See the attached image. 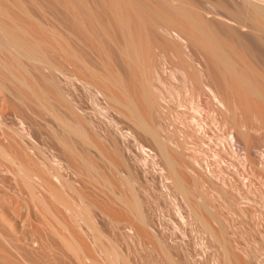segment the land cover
Returning <instances> with one entry per match:
<instances>
[{
	"label": "bare ground",
	"instance_id": "obj_1",
	"mask_svg": "<svg viewBox=\"0 0 264 264\" xmlns=\"http://www.w3.org/2000/svg\"><path fill=\"white\" fill-rule=\"evenodd\" d=\"M82 2L85 5L84 1ZM213 2L214 16L224 15L241 27L252 28L257 34H247L233 26H223L222 23L218 26L214 20L208 18L207 14L212 11L204 7L206 5H194L192 0L107 1L113 20L109 23L115 26L113 27L116 30H113L117 31L115 34L119 37L115 44L116 51L129 70L126 78L122 72V76L118 73L121 70L116 72L112 68L111 58L112 67L109 74L92 68L91 62L90 67L86 64L88 59L84 63L74 52L80 53V48H74L72 51L64 45L65 43H61L57 34H54L55 30H46L48 25L44 27V23L41 21V24L40 20L35 19L32 12H27L29 6L23 5L27 8H21L23 16L32 27V34L20 24L22 20L18 23L16 16L10 14L13 11L8 12L1 7L2 4L0 5V53L5 55V58L0 57V92L1 89L8 90L10 109L20 111L30 124L35 121L42 123V128L52 138V147L56 149L51 152L47 150L52 154V157L49 156L51 160L46 155L56 166L54 168L41 160L39 149L42 144L37 138L36 140L31 137L32 134L30 137L28 134L29 143L25 140L22 143L13 134L1 133L4 134L6 142H0V160L8 162L6 167L16 180L11 190L29 198L24 200L27 202L28 213L26 216L22 215V218L14 215L16 211L12 214L0 208V264H254L255 256L253 260L249 256H240L242 252L239 250L240 254L232 251L233 245L243 244L236 241L237 239L234 244L231 243L229 237L232 234L229 233L228 237L227 226L229 223L233 227L237 224L235 219L228 221L230 219L221 211L226 208L224 205L227 202L239 206L243 214L254 205L251 194L253 189H259V185H248L244 181L246 175L261 182L260 191L262 190L263 194L260 193V196L264 198V0ZM209 3L208 5H211ZM16 7L19 9L20 6ZM88 9L95 10V7ZM83 11L85 13V10ZM48 12L46 14L55 17ZM93 12L95 14V11ZM95 20L100 21L102 18ZM92 21L95 23L94 19ZM84 22L86 24V21H82L81 25ZM102 25L100 23V26ZM86 27L89 31L88 25ZM106 28L105 24V30ZM108 37L113 40L112 35ZM48 42L53 51L64 54L70 66L72 64L79 73L86 74L88 81L81 79V74L72 79H77L76 82L81 86L85 84L89 88L96 87L98 93L111 106V120L100 117L96 120L98 125L93 121L88 114L89 109L84 108L80 100L81 86H74V80L66 77L68 73L64 72L62 66L50 60L51 54H48V51L51 50L48 49ZM158 45L171 50L175 57L173 61L169 54L171 61H166L165 66L162 64L164 67L162 70L159 68V73L158 67L155 66ZM108 48L110 55L112 51ZM89 50L93 52V49ZM114 62L115 59L113 64ZM155 67L162 87L171 82L170 78L179 76L189 84L192 96L193 91H198L197 102L195 107L193 106L198 114L192 115L193 118L196 117V123L192 127L187 125L188 113H172L173 110H170L171 100L169 101L167 94L172 93L173 97V90L166 94L161 91L164 88L159 89L158 85L154 87ZM174 72L179 75L175 76ZM62 77L73 81V87L67 90L68 93L64 89L65 86L63 88L60 84V81L63 82ZM183 84L186 87L185 83ZM7 86L10 88L7 89ZM157 88L160 93L154 90ZM92 89L88 91L90 95ZM188 89L187 92L191 93ZM2 94L1 98H4ZM181 94L177 90L174 95L181 102L180 106L185 104L180 99ZM51 97L59 106H55ZM202 97L211 102L210 114L208 113L211 125L223 128L228 138L224 143L222 141L220 149L214 150L217 155L213 163L215 168L207 161L208 156L205 157L206 162H200L198 157L200 150L197 147L201 141L203 143L207 129L206 121L205 124L201 121L207 114ZM184 98L183 96V100ZM193 98L195 100L194 96ZM1 100L6 106V98ZM155 114L158 120L154 118ZM2 119L0 114V124H6ZM21 120L19 118V121ZM153 120H157V123H153ZM170 120L179 125L176 130L177 137L171 130L173 124L170 126ZM9 122L8 127L11 126ZM22 124L26 123L22 120ZM125 124L129 127L124 128ZM27 127L26 125V129ZM191 128L202 135L195 136ZM24 133L23 131L18 135L21 137ZM25 136L27 138V135ZM138 137L148 143L151 151L144 148V143L140 145ZM189 139H194L198 146L191 147ZM228 155L235 156L239 161L238 166L231 164L230 168L233 169L236 179L224 169L225 163L228 162L225 157ZM64 163L66 174L62 169ZM156 178L158 184L154 182ZM149 179L153 181L152 189L147 185ZM238 181L244 187L241 188ZM159 193L168 196L173 194V199H168L173 201L177 220L181 224L186 223L185 226L187 222H191L190 225L197 224L206 236V239L199 243H207V246L213 244L221 248L222 257H217L219 259L213 263L207 262L203 256L194 254L189 243V246L186 245V238L189 236H183V240L177 238L179 234L176 237L175 233H168L167 225L163 224L161 215H158ZM159 204L161 206L162 203ZM172 216L170 220L173 219ZM111 226H114L112 231ZM175 226L172 224V228ZM176 229L177 227L175 232ZM195 231L196 226L194 234ZM201 234L198 235L200 239ZM118 237L123 240V245L116 242ZM243 254L247 255L245 251ZM248 255L251 256L250 253Z\"/></svg>",
	"mask_w": 264,
	"mask_h": 264
},
{
	"label": "rangeland",
	"instance_id": "obj_2",
	"mask_svg": "<svg viewBox=\"0 0 264 264\" xmlns=\"http://www.w3.org/2000/svg\"><path fill=\"white\" fill-rule=\"evenodd\" d=\"M2 1H4V2H2ZM13 1V2H12ZM18 1V2H17ZM0 0V5H1V7L2 8H5V10H7L8 12L9 11H13V12H10V14H12L13 15V17H15L16 16V19L17 20H19L18 21V23H20V20H22L21 22L22 23H20V24H23V26L24 27H26V28H28L29 29V33H31L32 34V32H33V30H31L32 29V27H31V25H30V23H29V21L27 22V18H25L24 16H23V14H22V8L24 9V8H27L28 6V8L26 9L27 10V12H32V16L33 15H35V16H33L35 19L37 18V20H40L39 22L42 24V22L45 24L46 23V25H44V24H42L44 27L45 26H47V27H45V29L46 30H48V31H50L51 30V32H55L54 34L57 36V39L58 40H60V42L61 43H65L64 45L65 46H68V48L69 49H71L72 51H74V48L76 49H78V47L80 48V49H78V52H80V53H82L81 55H83V56H81L80 55V53H77V51H74V52H76V54L77 55H79V57L80 58H82V61L84 62V63H86V60H87V63L86 64H88V65H90L89 64V62H91V64L93 65L92 66V68H94V69H97L98 68V70L97 71H99V72H101V73H103V74H105V73H107V74H109V73H111V70H109V69H111V67L116 71V72H118L119 70H121V71H119L118 73H120V75L122 76V74H121V72L123 73V76L126 78L127 77V75H128V68H127V66L124 64V62L122 61V59H121V57H120V55H119V53H118V51H116L117 50V46L115 45V44H117V39H119V37H118V35L116 36V34H117V31H115L116 32V34H115V32H114V30L113 29H115L116 30V28H114L113 26H111V23H109L110 21L112 22L113 20H112V18H111V11L109 10V7H107V5H108V3H107V1H109V0H96V1H94V0H78V2H77V0H59L60 2H61V4H59V1L58 0H36V1H34V0H23L24 2L22 3V1L21 0ZM28 1V2H27ZM63 1V2H62ZM66 1V2H65ZM71 2V3H68V2ZM75 1V2H74ZM80 1H81V3H80ZM82 1H84V3H85V5L83 4V2ZM92 1V2H91ZM97 1H99V3L97 2ZM193 2H194V5H196L197 6V4L198 5H206V6H204V7H206L207 9H209V10H211L212 12H210L211 14H207L208 15V18L210 19L211 18V20H214L215 22H216V24L219 26V25H222L223 24V26H228V27H231L232 28V26H233V28H236V29H239V30H241L242 32H244V33H247V34H251V35H256L257 34V32H255V30H253L252 28H247L246 26V28H244V27H241V25L240 24H238L237 22L236 23H234L235 21L234 20H232V19H230V18H228V17H226V16H224V15H222V17H220V15L218 16L217 14H215V16H214V13H213V10H214V2L213 1H215L216 2V0H209V1H206V0H192ZM12 2V3H11ZM37 2V3H36ZM89 2H91V3H89ZM95 2H96V4H95ZM102 2H104V3H102ZM208 2H210L209 4H211V5H208ZM14 3L15 4H18V5H14ZM65 4V5H64ZM67 4H69V5H67ZM77 4V5H76ZM81 4V5H80ZM90 4H92L91 6H90ZM98 4H99V6L101 5H103L102 7H99L98 6ZM7 5V6H6ZM26 5L27 7H24V6ZM83 5V6H82ZM4 6V7H3ZM9 6V7H8ZM16 6H20L19 7V9L21 10H19ZM64 6V7H63ZM67 6H69L68 8H67ZM74 6V7H73ZM84 6L85 7H87L86 9L84 8ZM95 7V10H92V9H88V8H92V7ZM209 6V7H208ZM213 6V7H212ZM22 7V8H21ZM41 7V8H40ZM47 7H48V9H47ZM57 9H55V8ZM97 7V8H96ZM107 7V8H106ZM6 8H8V9H6ZM50 8V9H49ZM76 8V9H75ZM77 8H79V9H81L80 11H82V12H80L79 11V9H77ZM100 8H102V9H100ZM12 9V10H11ZM60 9V10H59ZM69 9V10H68ZM74 9V10H73ZM99 9V10H98ZM44 10V11H43ZM83 10H85V13H84V11ZM95 11V14H97L96 16H98L97 18H96V16H95V14H94V12L92 13V11ZM104 11V12H102V11ZM106 10H107V12H106ZM16 11H18V12H16ZM49 11V12H48ZM60 11V12H59ZM71 11V12H70ZM75 11H77V12H75ZM49 13L50 15L52 14V16H55V17H53L54 18V20H53V18L51 17V16H49L48 14H46V13ZM76 13V15H75V13ZM54 13H56V14H54ZM64 15H63V14ZM81 13L83 14V15H81ZM99 13V14H98ZM107 13L110 15V17H109V15H107ZM17 14V15H16ZM73 14V15H72ZM84 14H85V16H84ZM90 14V15H89ZM91 14H93V15H91ZM101 14V15H100ZM105 15H106V17H105ZM212 15V16H211ZM20 16V17H19ZM57 16H58V18H57ZM76 18H75V17ZM82 16H84V18H82ZM94 16V17H93ZM210 16V17H209ZM214 16V17H213ZM219 18H218V17ZM23 17V18H22ZM62 17V18H61ZM64 17V18H63ZM80 18V20L78 19V18ZM105 17V18H104ZM224 17L226 18V19H224ZM40 18V19H39ZM49 18V19H48ZM55 18H56V20L57 21H59V23L55 20ZM71 18V19H70ZM94 19V21H95V23L92 21V20H89V19ZM102 18V20H100ZM222 20H221V19ZM51 19V20H50ZM58 19H60V20H58ZM84 19H86V20H84ZM87 19L89 20V21H87ZM95 19H99L100 21H97V20H95ZM105 19V20H104ZM110 19V20H109ZM228 19V20H227ZM49 20H50V22H49ZM79 20V21H78ZM219 20V21H218ZM225 20H227V21H225ZM230 20V21H229ZM42 21V22H41ZM60 21H61V23H60ZM71 23H70V22ZM82 21H86V24H85V22L84 23H82V25H81V22ZM49 22V23H48ZM73 22V23H72ZM88 22H90L91 24H89ZM103 22V23H102ZM231 22H233V23H231ZM63 23V24H62ZM88 23V24H87ZM100 23H101V25L103 24L104 25V27H103V25L102 26H100ZM219 23V24H218ZM222 23V24H221ZM25 24H27V25H25ZM75 24V25H74ZM105 24H106V30H105ZM113 24V23H112ZM234 24V25H233ZM238 24V25H237ZM30 25V26H29ZM50 25V26H49ZM88 25V27H89V31H88V28L86 27ZM94 25H96V26H94ZM110 25V26H109ZM53 26H55V28H53ZM81 26V27H80ZM235 26V27H234ZM240 26V27H239ZM29 27H31V28H29ZM49 27V29H47ZM50 27H52V28H50ZM98 27V28H97ZM109 27V28H108ZM74 28V29H73ZM79 28H80V30L82 31H80L79 30ZM84 28H86V29H84ZM27 29V30H28ZM72 29V30H71ZM245 31H244V30ZM53 30V31H52ZM55 30V31H54ZM91 30V31H90ZM96 30V31H95ZM104 30H105V33H104ZM108 30V31H107ZM59 31H60V33H59ZM70 31V32H69ZM78 31V32H77ZM106 31H107V33H106ZM60 34L59 36H58V33ZM89 32H92V33H89ZM98 34H97V33ZM63 33V34H62ZM74 33H75V35H74ZM112 35V37H113V40L111 41V37H108V36H111L110 34ZM113 33V34H112ZM93 34V35H92ZM107 34H109V35H107ZM62 35H64V37H65V40H67V42L68 43H70L69 45H68V43L64 40V37L62 36ZM82 35V36H81ZM103 35V36H102ZM75 36V37H74ZM94 36H96L97 37V39H95V37ZM80 37V38H79ZM85 37H87V38H85ZM103 37V40H101V38ZM118 37V38H117ZM68 38V39H67ZM115 38V39H114ZM77 39H79V40H77ZM80 39H82V40H80ZM62 40V41H61ZM68 40H70V41H68ZM98 40V41H97ZM83 41V42H82ZM88 41V42H87ZM91 41V42H90ZM95 42V43H94ZM99 42V43H98ZM101 42H102V44H101ZM110 42V43H109ZM115 42V43H114ZM49 43V42H48ZM72 43L74 44V45H72ZM78 43V44H77ZM86 43V44H85ZM107 43H108V45H107ZM114 43V44H113ZM90 44V45H89ZM104 44V45H103ZM105 44H106V47H105ZM109 44H110V46H109ZM51 44L49 43V45H48V49L49 50H51V51H48V54H51L52 56H54V57H52L51 55H49V57L51 58L50 60H52L53 62H55L57 65H59V66H62L61 68H63V70H64V72L67 74V78H70V79H72V78H74V76L75 75H78L79 76V74H81L79 77H81V79H83V80H85V81H88V77L86 76V74L84 73V72H81V73H79L74 67H73V65L71 64V66H70V63H68V61L66 60V58L64 57V54L62 53V52H59V53H57V52H55V51H53L52 50V46H50ZM72 45V46H71ZM99 45V46H98ZM101 45H102V47H101ZM75 46V47H74ZM82 46V47H81ZM92 46H94V47H92ZM112 46H113V48H112ZM159 46V45H158ZM158 46H157V48H158ZM88 47V48H87ZM109 47V48H108ZM161 46H159V50L160 51H158V49H156V56L158 57V58H156V67H158L157 68V70H156V67L154 68V74H155V78H153V83H154V87H157V85H158V87H160L159 89H161V88H164V89H161V91L163 90L164 91V93H168V92H171L172 90V92H173V97H172V93H170L171 95H169V94H167V96H168V98H169V104L171 105H169V107H171L170 108V110L172 111V113H174V111L176 112H179V111H181V113L183 112V114H185V112H186V114L188 113V115H186L187 116V118H189V120H187L188 122H187V125L189 124V127L191 126H193V124H195L196 123V117H194L193 118V116H195V115H197L198 113L196 112V108H194L195 107V104H196V102H197V97H198V91H193V96L195 97V100H194V98H193V96L191 95L192 94V90L190 89V87H189V84L186 82V81H184V80H181V78L179 77V76H177L176 74H178L179 75V73L178 72H174L175 73V76H177L176 78H177V80H176V78H170L169 79V81H171V82H168L167 84H166V86H168V87H162V85H161V82L160 81H158V74H157V72L159 73L160 72V70H159V68L162 70L163 69V67L166 65L165 64V62L166 61H168V63H169V61H171V59L174 61L175 60V57H174V55H173V53H172V51L171 50H169V49H166V48H163V47H161ZM73 48V49H72ZM93 49V52H95V53H93L91 50H89V49ZM99 48V49H98ZM104 48V49H103ZM107 48H108V50L111 52L110 53V55H109V52L107 51ZM76 49V50H77ZM80 50V51H79ZM98 52H97V51ZM105 51V52H104ZM114 51V52H113ZM116 51V52H115ZM88 54H87V53ZM101 52L103 53L102 55H101ZM108 52V53H107ZM163 52H165L164 54H165V56L163 55ZM54 53V54H53ZM100 53V54H99ZM161 53V54H160ZM86 54V55H85ZM106 54V55H105ZM158 54V55H157ZM170 54V58H168L169 55ZM100 55V56H99ZM115 55V56H114ZM117 55V56H116ZM162 55V56H161ZM59 58H58V57ZM63 56V57H62ZM111 56V57H110ZM0 57H4L5 58V55H4V53H0ZM85 59H84V58ZM89 57V58H88ZM105 59H104V58ZM109 57V58H108ZM161 58V60H160V58ZM164 57V58H163ZM55 58V59H54ZM61 58H63V59H61ZM64 58H65V60H64ZM110 58H111V60H113L114 61V59H115V62H114V64H113V61H112V66H111V60H110ZM117 58V59H116ZM92 59V60H91ZM104 59V60H103ZM107 59H108V61H107ZM62 60H63V62H65V63H63L62 62ZM91 60V61H90ZM101 60V61H100ZM200 60V59H199ZM57 61V62H56ZM60 61V62H59ZM103 61V62H102ZM106 61V62H105ZM160 63H159V62ZM95 65H94V64ZM107 63V64H106ZM121 63V64H120ZM158 63H159V65H158ZM65 64V65H64ZM116 64V65H115ZM164 66H163V65ZM67 65V66H66ZM108 67V70H107V67ZM119 67V69H118V67ZM126 66V67H125ZM68 68L67 70H66V68ZM71 67H73V68H71ZM90 67H91V65H90ZM96 67V68H95ZM125 68H126V70H125ZM71 69V70H70ZM102 69V70H101ZM168 69H170L169 67H168ZM66 70V71H65ZM70 70V71H69ZM75 70V71H74ZM123 70V71H122ZM157 71V72H156ZM109 72V73H108ZM33 73V72H32ZM69 73H70V75H69ZM34 74H35V72H34ZM125 74V75H124ZM127 74V75H126ZM153 74V75H154ZM157 74V75H156ZM72 75V76H71ZM34 76H36V74L34 75ZM69 76V77H68ZM71 76V77H70ZM154 77V76H153ZM67 78H61V80L63 81V82H61L60 81V84L63 86V88H64V86H65V90H66V92H67V90H70L72 87H73V85L75 86V84H77L78 86H81V85H79L78 84V82H76V81H78L77 79H72V80H74V84H73V81L72 80H67ZM86 78V79H85ZM154 79H156V80H154ZM173 79V80H172ZM179 79V80H178ZM66 81H67V83H66ZM70 81V82H69ZM71 81H72V83H71ZM155 81V82H154ZM62 83H64V84H62ZM71 83V84H70ZM171 83V84H170ZM183 83H185V86L186 87H184V84ZM67 84V85H66ZM73 84V85H72ZM179 84V85H178ZM40 85H42V87H44L45 88V86H44V84L42 83V82H40ZM175 85V86H174ZM67 86H70V87H67ZM85 87V88H84ZM88 89H87V88ZM169 87H170V90H169ZM173 87V88H172ZM175 87H177V88H175ZM180 87H181V89H180ZM182 87H184V88H182ZM190 89V91H191V93L190 92H187V89L188 88ZM10 87H8L7 86V89H9ZM67 88V89H66ZM81 94L79 95L80 96V100H81V102H83L82 103V105L84 106V108H86V109H89V112H88V114H90L89 116L90 117H92V119H93V121H95V123L98 125V122L96 121L98 118H100V117H102V118H104V119H106V120H111V106H110V104H107L106 103V101L104 100V98L98 93V91H97V89H95L96 87H90L92 90H91V95L89 94V92L88 91H90L89 89V87L88 86H85V84L84 85H82L81 86ZM166 88H168V90L166 89ZM174 88H175V90L177 91H180L182 94H181V101L182 102H185V104L184 103H182L181 105L183 106H180L179 105V103H181V102H179L178 101V99H177V97L175 96L174 97V95H175V93H176V91L174 90ZM187 88V89H186ZM180 89V90H179ZM189 89H188V91H189ZM154 90H156V92L157 93H160L161 91L160 90H158V88L157 89H154ZM95 91V92H94ZM167 91V92H166ZM5 92V93H4ZM13 92V91H12ZM93 92V93H92ZM98 94H97V93ZM195 92H197L196 94H195ZM4 95H3V94ZM68 93V92H67ZM85 93V94H84ZM95 93V94H94ZM1 94H2V96H4V98H6V103H5V105L6 106H4V104H2L4 101L3 100H1V99H4L3 97L1 98ZM93 94H94V96H93ZM97 94V95H96ZM82 95V96H81ZM189 95V96H188ZM9 96V97H8ZM172 98H171V97ZM183 96L185 97L184 98V100H183ZM96 99H95V98ZM192 97V98H191ZM8 98H10V93H8V90L7 91H5V90H3V89H1V92H0V114L2 115V120H3V123H5L6 122V124H0V142H6V139H5V136H3L4 134H2L1 135V133H5L6 132V134H13V136L15 135V137L19 140V141H21L22 143H23V141L25 140V142L27 141V143H29L30 141H29V137L31 136L30 134H32V136L31 137H35V139L37 138L38 139V141H39V143L41 142V144H42V149L40 148L39 149V151H40V153H41V155H42V161H45V164H47L48 163V165L49 166H52V167H54V168H56V166H54L51 162H50V160H51V158H49V156L50 157H52L51 155V150H53L54 148L52 147V143H51V141H52V138L51 137H49V134H48V132L47 131H45L43 128H42V123H40V124H38V122L37 121H35V123H32V124H30L29 123V121L27 120V118H25L22 114H21V112L20 111H16V109H10V101L8 100ZM52 98V100H53V103L55 102V106H59V104L58 103H56V100L53 98V97H51ZM100 98H101V101H100ZM187 98V99H186ZM190 100H189V99ZM94 99V100H93ZM98 99V100H97ZM174 99L175 100H177L176 102L174 101ZM204 99V100H203ZM207 100V101H206ZM3 101V102H2ZM195 101V102H194ZM98 102V103H97ZM103 102V103H102ZM171 102H172V104H171ZM202 102L204 103V105H205V108H206V113L207 114H205L204 115V119L202 118V120L201 121H204L203 123L205 124V121H206V124L208 125H206V127H207V129H206V135L208 134V136H206L205 135V137L203 138V143H202V141L200 142V144H198L199 145V147H197V149L198 150H200L199 151V153H198V157L201 159L200 160V162H204L206 159H207V161L208 162H210V164H212L213 165V163H214V161H215V156H217L216 155V153H215V149H220V146L225 142V141H227V136H226V133L225 132H223L224 131V129L223 128H219V127H216V125L214 124H212L211 125V123L212 122H210V116H209V110H210V107H211V102L206 98V97H202ZM8 103V104H7ZM93 103H95V104H93ZM101 103V104H100ZM58 104V105H57ZM92 105H96L97 107H95V106H92ZM210 105V106H209ZM98 106H100V107H102V108H100V107H98ZM103 106L105 107V108H103ZM179 106V107H178ZM194 106V107H193ZM4 108V109H3ZM7 108H9V109H7ZM100 109V111H99V109ZM91 109V110H90ZM176 109V110H175ZM196 109V110H195ZM4 110H5V112H4ZM6 110H8V111H6ZM94 110V111H93ZM2 111V112H1ZM15 111V112H14ZM102 111H103V113H102ZM92 112H93V114H92ZM98 112V113H97ZM100 113H101V115H100ZM195 113V114H194ZM209 113V114H208ZM5 114V115H4ZM18 114H19V116H18ZM200 115H201V113H199ZM3 115L5 116V117H3ZM9 115V116H8ZM12 115V116H11ZM96 115V116H95ZM110 117H109V116ZM189 115H191V116H189ZM193 115V116H192ZM16 116H18V117H16ZM98 116V117H97ZM185 116V117H186ZM24 119H23V118ZM97 117V118H96ZM107 117V118H106ZM11 118V119H10ZM19 118L20 119H22L23 121H24V123H26V124H22V120L21 121H19ZM154 118L155 119H157L158 120V118H157V115L155 114V116H154ZM186 118V119H187ZM190 118H191V120H190ZM18 119V120H17ZM194 119V120H193ZM9 120H10V122H9ZM14 122H13V121ZM157 120L155 121V120H153V123H157ZM155 121V122H154ZM9 122V126L10 127H8V123ZM19 122H20V124H19ZM174 122V123H173ZM190 122V123H189ZM191 122H193V123H191ZM155 123V124H156ZM210 123V124H209ZM36 124V125H35ZM38 124V125H37ZM122 124V123H121ZM173 124V125H172ZM21 125H24L23 127L21 126ZM26 125L28 126L27 127V129H26ZM30 125V126H29ZM172 125V127H173V129H172V127H171V130L172 131H174V133H175V135L177 134V126H179L177 123H175V121L174 120H170V126ZM34 126V127H33ZM22 127V128H21ZM24 127H25V129H24ZM32 129H31V128ZM127 127H129L127 124H125V126H124V128H127ZM30 128V129H29ZM176 128V129H175ZM19 129H20V131H19ZM15 130V131H14ZM25 132L23 135L25 136V135H27V138H25L24 136H22L21 135V137L19 136L20 134H22V132L23 131ZM25 130H28V131H25ZM44 130V131H43ZM191 130L194 132V134H195V136H197V135H202L201 133L199 134V133H197V131H195L194 129H192L191 128ZM17 131H19V132H17ZM22 131V132H21ZM33 131V132H32ZM16 132L19 134H16ZM21 132V133H20ZM26 132H27V134H26ZM34 133V134H33ZM37 133V134H36ZM42 133V134H41ZM28 134H29V137H28ZM44 134V135H43ZM17 135V136H16ZM48 135V136H47ZM217 135V136H216ZM45 136H47V137H45ZM40 137V138H39ZM176 137H177V135H176ZM214 137V138H213ZM221 138L220 140H218L217 138ZM21 138H24L23 140H21ZM43 138V139H42ZM46 138V139H45ZM223 138H225V139H223ZM36 139V140H37ZM46 141H45V140ZM48 139H50V140H48ZM43 140V141H42ZM191 139H189L188 140V142H189V145L191 146V147H194L193 145H195V146H198L197 144H196V142H195V140L194 139H192V141H190ZM138 141H139V143H140V145H141V143H142V145H143V143L145 144V145H143V146H145L144 148L146 149V150H150L151 151V148H149L150 146L148 145V143H146L143 139H139V137H138ZM144 141V142H143ZM222 141H223V143H222ZM45 144H44V143ZM205 142V143H204ZM219 142H221V143H219ZM202 143V144H201ZM40 144V145H41ZM44 144V145H43ZM46 145V146H45ZM47 145H48V148H46L47 147ZM50 145V146H49ZM202 145V146H201ZM44 147V148H43ZM109 147H111V145L109 144ZM201 147V148H200ZM213 147V148H212ZM217 147V148H216ZM219 147V148H218ZM263 148H264V146H263ZM45 149V150H44ZM210 149H212V150H210ZM47 150H49V151H47ZM55 151H56V149H54ZM263 150V149H262ZM41 151H43V152H41ZM264 151V150H263ZM47 152V153H46ZM218 152V151H217ZM44 153V154H43ZM46 153V154H45ZM49 153V154H48ZM202 154V155H201ZM48 156V158L50 159V160H48L47 159V156ZM204 156V157H203ZM208 156V157H207ZM205 157H207L206 159H205ZM204 158V159H203ZM226 158V160L228 161V162H226L228 165H226V163H225V165H224V169L226 168L227 169V171H226V173H228V174H230V176H232V177H234L235 178V176H234V173H233V169L232 170H230V168H232V166H238L239 165V161H238V159L235 157V156H231V155H228V156H226L225 157ZM202 160H204V161H202ZM209 160H211V161H209ZM47 162V163H46ZM206 162V161H205ZM8 162H5V160H0V208H4L5 210H7L8 212H10V213H12V214H14L15 216H16V214H17V216L19 217V218H22L21 216L23 215V216H26L27 215V213H28V210H27V208H26V203L27 202H25L26 200H28V196H24V195H19L18 193H16V192H14L13 190H11V187L12 186H15L14 184H16V180L13 178V175L8 171V169H7V167H6V165H9V164H7ZM230 163V164H229ZM231 164H232V166H231ZM234 164V165H233ZM47 165V166H48ZM64 165H65V163L63 164V167H62V169H64V174H66V169H65V167H64ZM231 167H230V166ZM48 166V167H49ZM66 166V165H65ZM149 166H151V165H149ZM212 167H214L215 168V166L213 165ZM217 168V167H216ZM222 168H223V166H222ZM234 168V167H233ZM223 169V170H224ZM225 169V170H226ZM249 176V175H248ZM247 175H246V178H244V181L248 184V185H251L252 183L254 184V186H258L259 185V189L258 190H256V189H253V194H251V198L254 200V205H252V207L251 208H249V211H245V215L243 214V211L241 210V208L239 207V206H234L235 204H232L231 202H227L226 203V205H224V207H226L225 209L223 208V210L221 211V213H223V215L227 218V219H230V220H228V221H232V220H234L235 222H236V224L237 225H235V227H233L230 223H229V225L227 226V229H229V231L227 232L228 233V237H229V235L230 234H232V235H230V237H229V239L230 240H232V244H234V241L236 240V241H239V242H241V244H243V245H245V247L242 245V246H236V245H233V247H234V249H236V250H232L233 252L235 251L237 254H240V252H242L241 253V255L240 256H242V257H244V256H249L250 258H252L253 260H254V256H255V260H254V264H264V198H261V196H260V193H261V195L263 194V191L261 190L260 191V186H261V182L259 181V180H257V178H253V177H251V176H249L248 177ZM236 179V178H235ZM157 180V181H156ZM156 180L154 181V182H156L155 184H158V178H156ZM149 181H151V179H149L148 180V187L150 188V186H151V189H152V182L153 181H151V183L149 184ZM238 183H239V181H238ZM240 185V187L242 188V187H244L241 183H239ZM9 185V186H8ZM150 185V186H149ZM157 186H159V185H157ZM10 187V188H9ZM258 188V187H257ZM13 191V192H12ZM258 191V192H257ZM260 191V192H259ZM259 193V194H258ZM18 194V195H17ZM161 195H164V196H166V197H163V196H161ZM158 196V205H159V211L158 212H160V214L158 213V215L162 218V221L164 222L163 224L164 225H167V227L166 226H164V227H166V229H167V231H168V233H170L171 234V232H172V234H174L176 237H177V235H178V237L177 238H179V239H183V240H185L184 239V237L186 238L187 236H189V238H190V240H189V238L187 237L186 238V245L187 246H189L190 248H192L193 250H194V254H196V255H201V256H203L204 258H205V260L207 261V262H211V263H213L215 260H217V259H219V258H217V257H222V255H223V250H222V252H221V248H219V247H217V246H215V245H213V244H209L208 246H207V243H206V245H203L204 243L203 242H201V244L199 243L200 241H204V239H206V236L204 235V231L202 230V231H200V227L196 224H194V223H192V225H190L191 224V222H187V226H185V224L184 223H182L181 224V222H179L178 220H177V218H176V216H175V214H174V211H173V209H174V205L172 204V202L173 201H171L170 199H173V198H171V196H173V194L172 195H170V196H168V194H161V193H159V195H157ZM28 197V198H27ZM170 197V199H168ZM9 198V199H8ZM24 198V199H23ZM25 198H26V200H25ZM162 198V199H161ZM9 200H11V201H9ZM25 200V201H24ZM167 202H166V201ZM171 201V202H170ZM159 202L160 203H162L161 204V206H160V204H159ZM167 203V204H166ZM166 204V205H165ZM228 204V205H227ZM10 205V206H9ZM171 205V206H170ZM23 206V207H22ZM228 206V207H227ZM11 209H10V208ZM13 207V208H12ZM169 207V208H171L170 210H169V208L167 209V208ZM228 208V209H227ZM13 209V210H12ZM163 209V210H162ZM167 210H168V212H167ZM12 211V212H11ZM13 211H16V212H14L13 213ZM18 212V213H17ZM26 212V213H25ZM61 212L62 213H65V211H63V210H61ZM171 212V213H170ZM22 213V214H21ZM165 215H164V214ZM25 214V215H24ZM169 214H170V216H169ZM173 215V216H172ZM162 216H164V217H162ZM171 216H172V220H170L171 219ZM166 217V218H165ZM229 217V218H228ZM169 218V219H168ZM164 219V220H163ZM166 219H168L167 221H166ZM238 219V220H237ZM169 220H170V222H172V223H170L169 222ZM174 220H175V222H177V224L174 222ZM166 221V222H165ZM175 224H174V223ZM170 225H169V224ZM189 223V224H188ZM172 224L175 226V227H177V229H176V232H177V234H176V232H175V227H173L172 228ZM194 224V225H193ZM183 226V227H181V226ZM189 225V226H188ZM25 227H26V225H24ZM178 226L180 227V228H178ZM191 226V227H190ZM195 226H196V233L194 234V230H195ZM239 226V227H238ZM172 229L171 231H170V228ZM194 227V228H193ZM199 228V229H198ZM114 229V226H111V231ZM183 229H184V231H183ZM194 229V230H193ZM178 230H180L181 232H182V234H181V232L180 231H178ZM189 230V231H188ZM191 230V231H190ZM193 231V232H192ZM186 232H187V234H186ZM191 232H192V234H191ZM205 236H203L202 234ZM230 233V234H229ZM184 234V235H183ZM191 234V235H190ZM196 234H197V236H196ZM200 234H201V239H200ZM186 235V236H185ZM194 237H193V236ZM199 235V236H198ZM184 236V237H183ZM204 238H203V237ZM192 237V238H191ZM197 237H198V239H197ZM203 238V239H202ZM233 238H235V239H233ZM197 239V243H196V240ZM188 241V242H187ZM206 241V240H205ZM116 242L119 244V245H123L124 244V242H123V240L121 239V238H117L116 239ZM188 243H189V245H188ZM203 243V244H202ZM200 244V245H199ZM202 245H203V247H202ZM213 245V246H212ZM206 246V247H205ZM212 247V248H211ZM239 247V248H238ZM242 247H243V251H245L246 252V254L247 255H245V254H243V251H242ZM204 248V249H203ZM216 248V249H215ZM238 250L240 251V252H238ZM221 253V255H219ZM251 254V256L250 255H248V254ZM256 257H257V259H256Z\"/></svg>",
	"mask_w": 264,
	"mask_h": 264
}]
</instances>
